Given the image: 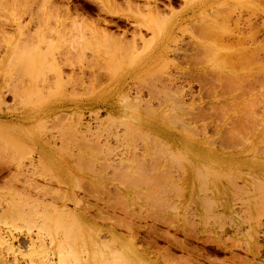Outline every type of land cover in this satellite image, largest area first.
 I'll return each instance as SVG.
<instances>
[{"label":"rangeland","instance_id":"1","mask_svg":"<svg viewBox=\"0 0 264 264\" xmlns=\"http://www.w3.org/2000/svg\"><path fill=\"white\" fill-rule=\"evenodd\" d=\"M148 1L153 20L175 19L154 38L176 49L146 66L148 47L122 58L115 44L131 39ZM148 1L6 0L0 8V264H264V0ZM202 30H212L215 46ZM59 61L61 79L42 82ZM200 66L216 70L190 72ZM169 74L176 84L165 95L181 93L177 107L157 104ZM121 83L140 106L123 104ZM6 114L23 116L21 129ZM41 149L46 168H28ZM202 150L219 151L223 170L196 175L187 166L191 181L182 182L186 158Z\"/></svg>","mask_w":264,"mask_h":264},{"label":"bare ground","instance_id":"2","mask_svg":"<svg viewBox=\"0 0 264 264\" xmlns=\"http://www.w3.org/2000/svg\"><path fill=\"white\" fill-rule=\"evenodd\" d=\"M146 1V0H145ZM148 1V0H147ZM184 1V0H183ZM188 2H189V0H187ZM191 2H192V0H190ZM221 1H223V0H221ZM5 2V4H7V2H6V0L4 1H2V0H0V8L2 9L3 7H4V5H3V3ZM107 2H108V0H107ZM135 2V1H134ZM153 2V1H152ZM186 2V1H185ZM191 2H189V3H191ZM209 2V1H208ZM211 2H213V1H211ZM225 2H226V0H225ZM12 3H14V2H12ZM110 3V2H109ZM118 3V2H117ZM116 3V4H117ZM151 4V2H146V4L145 5H143V6H145L144 8H142V11L139 13V14H141L142 16L141 17H139V18H137L136 20H135V23L137 22V25H135L136 26V29H133L134 31L132 32L131 31V39L128 41L127 39V41H125V39H124V41L122 40V39H120L119 38V40H118V37L116 38V40H118L117 41V43L115 44L116 46H117V44H118V47H116V48H119V50H121L122 49V51H121V53H120V56L122 57V58H124V57H133L134 56V58L135 57H137V55L139 54V52H138V50L141 48V50L142 49H146L147 47H148V52L146 53V55L144 56L145 58H143L142 60H143V64L142 65H148V64H151V63H153V61H155L157 58H158V60H159V57H160V59H161V57H163V59H164V57L166 56L165 54L166 53H168L169 51L170 52H172L173 53V50H172V48L171 47H174L175 48V43H173V39H172V44H174V45H169V44H166L165 43V41H157L156 39H157V37L155 36V32L157 33L156 35H158V33L160 32V30H161V32H162V30H163V28H161V26L163 25V23L162 22H164V24L166 25L165 27H170V26H172L173 25V27H175L176 25H175V19L174 18H169V19H167V18H164L165 17V15H164V17L161 19L162 21H158V20H153V17L154 16H156V15H154L155 14V12L157 11H155L154 10V6H150V4ZM155 3V2H154ZM207 3V2H206ZM210 3V2H209ZM8 4H10V3H8ZM27 4V3H26ZM124 4V3H123ZM142 4V3H141ZM208 4V3H207ZM219 4V3H218ZM223 4V3H222ZM229 4V3H228ZM234 4H236V3H234ZM12 6H9V8L11 7L12 9L17 5V4H11ZM13 5H15V6H13ZM112 5V4H111ZM155 5V4H154ZM212 5V4H211ZM215 5V7H216V4H214ZM244 5V4H243ZM21 6V5H20ZM19 6V7H20ZM29 6V5H28ZM28 6H26V5H24L23 7H24V9L23 8H21V10H25V8L26 7H28ZM39 6V5H38ZM114 6V5H113ZM225 6V5H224ZM228 6V5H227ZM246 6V5H245ZM17 7H18V5H17ZM43 7V4H42V6H41V8ZM116 7V6H115ZM124 7V6H123ZM131 7V6H130ZM214 7V6H213ZM15 9V8H14ZM28 9H31V8H28ZM35 9V8H34ZM39 9V8H38ZM118 9V8H117ZM116 9V10H117ZM120 9V8H119ZM131 9V8H130ZM134 9V8H133ZM156 9V8H155ZM43 10V9H42ZM134 10H137V9H134ZM141 10V9H140ZM258 10V9H257ZM30 11V10H29ZM32 12V11H31ZM132 12H133V10H132ZM137 12V11H136ZM170 12V11H169ZM34 13V12H33ZM107 13V12H106ZM157 13V12H156ZM15 14H17L16 12H15ZM36 14V13H35ZM137 14V13H136ZM170 14V13H169ZM176 14V13H175ZM34 15V14H33ZM171 15H173L172 13H171ZM16 16V15H15ZM173 17V16H172ZM213 17V16H212ZM217 17V16H216ZM155 18V17H154ZM183 18V17H182ZM181 18V19H182ZM185 18V17H184ZM189 18V17H188ZM180 19V18H179ZM207 19V18H206ZM212 19V18H211ZM202 20H204V18L202 17ZM207 20H209V21H207ZM206 20V22H208V23H206V24H204V26H210V24L212 25V27H214L213 26V24H212V21H210V19L208 18ZM213 20V19H212ZM215 20V19H214ZM107 21V20H106ZM110 22V21H109ZM108 22V23H109ZM158 22V23H157ZM215 22V21H214ZM216 22H217V20H216ZM216 22H215V24H216ZM162 23V25H159V24H161ZM81 24V23H80ZM177 24V23H176ZM82 25V24H81ZM97 25V24H96ZM134 25V24H133ZM142 27H144L146 30H149L151 33H152V37L150 36V38H144L145 36L144 35H142V32L140 33V30H141V28ZM215 27H217V24L215 25ZM220 27H222V29H223V26H220ZM20 28V27H19ZM91 28V27H90ZM135 28V27H134ZM167 28V29H168ZM86 29V28H85ZM96 29V28H95ZM212 30H214V28H211ZM250 29V28H249ZM253 29H254V26H253ZM255 29H256V27H255ZM254 29V30H255ZM106 30V29H105ZM212 30H210L211 32L209 33V32H204L205 30H202V32L205 34V36H206V38H207V36H209V35H211L212 34ZM220 30V29H219ZM253 30V31H254ZM76 31H78V30H76ZM81 31V30H80ZM89 31V30H88ZM107 31V30H106ZM214 31H216V30H214ZM248 31V30H247ZM252 30H250V32H251ZM256 31V30H255ZM254 31V32H255ZM258 31H259V29H258ZM82 32V31H81ZM100 33H103V32H101V31H99ZM79 33V32H78ZM83 33V32H82ZM99 33V34H100ZM109 33V32H108ZM80 34V33H79ZM94 34V33H93ZM92 34V35H93ZM107 34V33H106ZM104 35V36H107V35ZM111 34V33H110ZM248 34V33H247ZM252 34V33H251ZM66 35V34H65ZM89 35V34H88ZM102 35V34H101ZM109 35V34H108ZM150 35V34H149ZM160 35H161V33L159 34V39H161L160 38ZM240 37L238 36H236L235 38H233L232 39V41H234V42H236V44L238 45V44H240L241 45V42L243 41V38H244V35L242 34V33H240ZM243 35V36H242ZM28 36V35H27ZM77 36V35H76ZM82 36V35H81ZM84 36V35H83ZM82 36V37H83ZM98 36H100V35H97V37ZM104 36H101V37H99V38H101L102 40L104 39L105 41H107V40H109L108 38H109V36H107V37H104ZM113 36V35H112ZM111 36V37H112ZM125 36V35H124ZM168 36V35H167ZM62 37V36H61ZM66 37V36H65ZM93 37V36H92ZM94 37H96V35L94 36ZM96 37V38H97ZM156 39H155V38ZM170 37V36H169ZM198 37H199V35H198ZM210 37V36H209ZM208 37V38H209ZM30 38V37H29ZM74 38V37H73ZM78 39H79V37H77ZM91 38V37H90ZM98 38V39H99ZM122 38V37H121ZM125 38V37H124ZM208 38H207V41H209V42H207L206 41V43H209V44H211V43H213L212 45H214V43L216 42V40L213 38V40H215V42L210 38L209 40H208ZM248 38V37H247ZM72 39V38H71ZM81 39V38H80ZM83 39V38H82ZM86 39V38H85ZM111 39V38H110ZM114 39H115V37H114ZM114 39H112V40H114ZM200 39H203V38H201L200 37ZM205 39V38H204ZM66 40V39H65ZM84 40V39H83ZM92 40V39H91ZM93 40H95L94 38H93ZM101 40V41H102ZM116 40L115 41H113V42H116ZM195 40V39H194ZM212 40V41H211ZM63 41V40H62ZM77 41V40H76ZM79 41H82V40H79ZM87 41V40H86ZM85 41V42H86ZM89 41V40H88ZM87 41V42H88ZM97 41H99V40H97ZM105 41H103V42H105ZM205 41V40H204ZM218 41V40H217ZM238 41L240 42V43H238ZM113 42H111V43H113ZM196 42V41H195ZM228 42H230V41H228ZM227 42V43H228ZM73 43V42H72ZM79 43H81V42H79ZM92 43V42H91ZM93 43H94V41H93ZM100 43V42H99ZM110 43V44H111ZM197 43H198V41H197ZM201 43V42H200ZM217 43H220V42H217ZM216 43V44H217ZM82 44V43H81ZM81 44L79 45V46H81ZM84 44V43H83ZM95 44V43H94ZM109 44V45H110ZM208 44V45H209ZM225 42H224V46H225ZM33 45V44H32ZM36 45V44H35ZM78 45V44H77ZM105 45H106V42H105ZM113 45V44H112ZM239 45V46H240ZM17 46V45H16ZM28 46V45H27ZM83 46H85V45H83ZM108 46V45H107ZM155 46V48H153ZM170 46V47H169ZM201 46V45H200ZM215 46V45H214ZM219 46V45H218ZM222 46V45H221ZM223 46V47H224ZM68 47V46H67ZM106 47V46H105ZM206 47V46H205ZM209 47V46H208ZM83 48V47H82ZM85 48H86V46H85ZM88 48V47H87ZM114 48V47H113ZM216 48V47H215ZM219 48V47H218ZM154 49V50H153ZM176 49V48H175ZM17 50V49H16ZM19 50V49H18ZM90 50V49H89ZM143 50V51H144ZM215 51L217 50L218 51V49H214ZM219 50H220V48H219ZM222 50V49H221ZM224 50H226V49H224ZM246 50H248V49H246ZM22 50H20L19 52H21ZM98 51H99V49H98ZM118 50L116 49V52H117ZM102 52V51H101ZM169 52V53H170ZM214 52V51H213ZM246 52V51H245ZM105 53V52H104ZM222 53H224L223 51H222ZM241 53V52H240ZM5 54V53H4ZM15 54H17V53H15ZM14 54V55H15ZM48 54V53H47ZM92 54V53H91ZM219 54H221V52L219 53ZM106 55V54H105ZM169 55V54H168ZM167 55V56H168ZM237 55V54H236ZM94 56V55H93ZM119 56V59H121V57ZM166 56V57H167ZM210 56V55H209ZM243 56V55H242ZM3 57H4V55H3ZM64 57V56H63ZM116 57V56H115ZM214 57V56H213ZM212 57V58H213ZM218 57H219V55H218ZM217 57V58H218ZM253 57H254V55H253ZM11 58H13V57H11ZM32 58V57H31ZM69 57H64L63 58V60H62V64H70L69 62V60H70V58L68 59ZM212 58H211V60H212ZM256 58L257 59H259L257 56H256ZM95 59H97V57L95 58ZM130 59V58H129ZM245 59V58H244ZM61 60V59H60ZM131 60V59H130ZM214 60V59H213ZM246 60V59H245ZM12 61V60H11ZM10 61V62H11ZM22 61V60H21ZM217 61V60H216ZM48 62V61H47ZM211 62V61H210ZM218 62V61H217ZM78 63V62H77ZM242 63V62H241ZM56 64V63H55ZM58 64V63H57ZM61 63H60V61H59V64H58V66L56 65L55 66V71H54V74L53 75H50V76H44L45 78L43 79V75L41 76L42 77V79H41V81L42 82H46L47 80H48V82L51 80V79H53V78H55L56 80H58V79H61V66H59ZM75 65V64H74ZM226 65V64H225ZM8 66V65H7ZM206 66V65H205ZM242 66V65H241ZM247 66V65H246ZM245 66V67H246ZM251 66V65H250ZM249 66V67H250ZM90 67V66H89ZM85 66H83V65H81V66H78V72H76L75 74H74V71H72V73L75 75V77H74V75L73 74H71V76H73L74 78H76L77 80H79V82L81 83V81L80 80H82V76L84 75V72H85ZM94 68V67H93ZM112 68H113V66H112ZM142 68V67H141ZM148 68H149V66H148ZM207 68V67H206ZM216 68V67H215ZM242 68H244V67H242ZM44 69V68H43ZM46 69V68H45ZM74 69V68H73ZM72 69V70H73ZM113 69H115V68H113ZM145 69V68H144ZM146 69H147V67H146ZM213 69V68H212ZM212 69L209 71V68H207V69H204V67H197V68H195L194 69V67H193V69L190 71L189 69V71L191 72V73H196L197 72V74H198V72L200 73V74H206V72L207 71H209V72H213L212 71ZM19 70V69H18ZM18 70H16V71H18ZM207 70V71H206ZM214 71L216 70V69H213ZM142 71V70H141ZM153 71V70H152ZM176 71V70H175ZM194 71V72H193ZM206 71V72H205ZM136 72V71H135ZM188 72V71H187ZM189 72V73H190ZM18 73V72H17ZM109 73V72H108ZM154 73V72H153ZM171 73V72H170ZM210 73V76L211 75H216V72H214L215 74H211ZM218 73V72H217ZM115 74V73H114ZM49 75V74H48ZM170 75H172V77L170 76ZM226 75H228V74H226ZM78 76V77H77ZM174 76V74H169V78H165L164 80L162 79V80H160L161 81V83L159 82V84H158V86H159V88H160V90H161V92H163L162 94V96H163V98H161V100L160 101H158V105L159 106H161V104H167V103H174L173 105L175 106V107H177L178 105L177 104H179V103H182L183 102V95H181V93H180V95H178V96H176V95H174V96H168L167 97V95H165L167 92H169L170 93V91H173V86H174V84H176V82H175V77H173ZM232 76H233V74H232ZM12 77V76H11ZM13 78V77H12ZM65 78V77H64ZM230 78H231V76H230ZM36 79H38V77H36ZM71 79H72V77H71ZM75 79V80H76ZM96 79V78H95ZM16 80V79H15ZM73 80V79H72ZM71 80V81H72ZM101 80V79H100ZM176 80H177V78H176ZM12 81V80H11ZM24 81V80H23ZM34 81H35V79H34ZM67 81V80H66ZM68 81H70V79L68 80ZM102 81V80H101ZM229 81V80H228ZM236 81V80H235ZM17 82V81H16ZM74 82V81H73ZM76 82V81H75ZM11 83H14V82H11ZM19 83V82H18ZM30 83V82H29ZM32 83V82H31ZM31 83L29 84V85H31ZM77 83V82H76ZM102 83V82H101ZM220 83V82H219ZM15 84V83H14ZM25 84V83H24ZM23 84V85H24ZM28 84V83H27ZM48 84H50V83H48ZM122 84V83H121ZM36 85H38V84H36ZM74 85V84H73ZM12 86V85H11ZM76 86H77V84H76ZM118 86V85H117ZM120 86V85H119ZM153 86V85H152ZM212 86V85H211ZM38 87V86H37ZM154 87V86H153ZM218 87V86H217ZM10 88H13V87H10ZM16 88H18V87H16ZM77 88V87H76ZM50 89V88H49ZM70 89V88H69ZM155 89V88H154ZM13 90V89H12ZM22 90V89H21ZM152 90V89H151ZM157 89H155V91H156ZM10 91V90H9ZM45 91H46V89H45ZM0 92H1V90H0ZM12 92V91H11ZM16 92V91H15ZM121 92H123V94H121L122 95V98H124L123 99V104H125L126 106H132V107H134V106H140L141 105V103H139L137 100H135L133 97H131V98H128L129 97V94L125 91V85L124 84H122L121 85ZM14 93V92H13ZM45 93V92H44ZM157 93H159V90H157ZM168 93V94H169ZM156 94V93H155ZM14 95H15V93H14ZM44 95V94H43ZM121 95H118V96H120L121 97ZM158 95V94H157ZM29 96V95H28ZM1 97V96H0ZM49 97V96H48ZM119 98V97H118ZM121 98V99H122ZM159 99V98H158ZM2 100V99H1ZM150 100V99H149ZM157 101V100H156ZM1 102H3V101H1ZM148 102V101H147ZM147 102H145V104L147 103ZM186 102V101H185ZM4 103V102H3ZM211 103V102H210ZM18 104V103H17ZM120 104H122V103H120ZM62 105V104H61ZM177 105V106H176ZM163 106V105H162ZM166 106V105H165ZM169 106H171V104L169 105ZM8 107V106H7ZM64 107V106H63ZM164 107V106H163ZM173 107V106H172ZM174 107V108H175ZM180 108V107H179ZM178 108V109H179ZM213 108V107H212ZM0 109H2V108H0ZM202 109V108H201ZM150 110V109H149ZM168 110V109H167ZM171 110V109H170ZM199 111H200V109H199ZM221 111V110H220ZM250 111V110H249ZM225 112V111H224ZM52 113H54V112H52ZM51 113V114H52ZM57 113V112H56ZM198 113V112H197ZM226 113V112H225ZM248 113V112H247ZM95 114V113H94ZM200 114V113H199ZM7 115V114H6ZM176 115V114H175ZM224 115V114H223ZM247 115V114H246ZM248 115H250V114H248ZM8 116V117H7ZM7 116H5L4 117V115L2 116L1 115V117H2V119L3 120H5V121H11V122H14V126L15 125H17L19 128H20V126H21V124H23V120H22V118H23V116H17V115H11V114H9V115H7ZM174 116V115H173ZM179 116V115H178ZM172 117V116H171ZM179 118V117H178ZM63 119V118H62ZM115 119V118H114ZM207 119V118H206ZM110 120V119H109ZM108 121V120H107ZM187 121V120H186ZM243 121H246L245 119H243ZM44 122H45V120H44ZM72 122V121H71ZM189 122V121H188ZM47 123V122H46ZM45 123V124H46ZM61 123V122H60ZM77 123V122H76ZM124 123V122H123ZM228 123V122H227ZM245 123V122H244ZM7 124V123H6ZM4 125V126H6V127H8V125H10V124H8V125ZM30 124V123H29ZM108 124V123H107ZM125 124V123H124ZM188 124V123H187ZM242 124V123H241ZM12 125V124H11ZM40 125H41V123H40ZM76 124L74 123V125L72 126V128L75 126ZM77 125H78V123H77ZM104 125H106V124H104ZM239 125V124H238ZM13 126V127H14ZM17 126H15V127H17ZM37 126H39L38 124H37ZM46 126V125H45ZM89 126V125H88ZM12 127V128H13ZM17 127V128H18ZM25 127V126H24ZM51 127V126H50ZM68 127H71L70 125L68 126ZM76 127H78V129H79V126H75L73 129H75L76 130ZM81 127V126H80ZM107 127V126H106ZM109 127V126H108ZM127 127V126H126ZM196 127V126H195ZM206 127V126H205ZM244 127V126H243ZM10 128H11V126H10ZM85 128V127H84ZM87 128V127H86ZM197 128V127H196ZM207 128V127H206ZM21 129V128H20ZM60 129H62V128H60ZM72 129V130H73ZM70 130V129H69ZM68 129H67V131H69ZM86 130V129H85ZM94 130V129H93ZM96 130V129H95ZM184 130H186V129H184ZM190 130V129H189ZM230 130V129H229ZM246 130V129H245ZM66 131V132H67ZM71 131V130H70ZM78 131V130H77ZM76 131V132H77ZM84 131V130H83ZM82 130H81V133L83 132ZM191 131H193V130H191ZM206 131V130H205ZM73 132H74V130H73ZM72 132V133H73ZM196 132V131H195ZM194 132V133H195ZM239 132V131H238ZM75 133V132H74ZM78 133V132H77ZM93 134V133H92ZM96 134V133H95ZM66 135V134H65ZM68 135V134H67ZM78 135V134H77ZM196 135V134H195ZM198 135V134H197ZM235 135V134H234ZM2 136V135H1ZM50 136V135H49ZM74 136V135H73ZM81 136H82V134H81ZM78 137V136H77ZM83 137V136H82ZM85 137V136H84ZM89 136H87V138H88ZM90 137H91V134H90ZM62 138V137H61ZM60 138V139H61ZM69 138H70V135H69ZM72 138V137H71ZM119 138V137H118ZM77 139V138H76ZM82 140H83V138H81ZM92 140H93V138H91ZM88 140V139H87ZM87 140H84V141H87ZM212 140H214V139H212ZM1 141V140H0ZM65 141V140H64ZM72 141V140H71ZM81 141V140H80ZM81 142V144H82V146H83V143H85V142ZM215 141H216V139H215ZM3 142V141H2ZM62 142V141H61ZM66 142V141H65ZM92 142V141H91ZM163 142V141H162ZM68 143V142H67ZM74 143H76V142H74ZM78 143V142H77ZM87 143V142H86ZM85 143V144H86ZM223 143V142H222ZM3 144V143H2ZM65 144V143H64ZM64 144H62V145H64ZM79 144V143H78ZM224 144V143H223ZM88 145V144H87ZM216 145V144H215ZM218 145V144H217ZM226 145V144H225ZM13 146V145H12ZM16 146V145H15ZM89 146V145H88ZM224 146V145H223ZM18 147V146H17ZM66 147V146H65ZM84 147V146H83ZM92 147V146H91ZM262 147V146H261ZM1 148V147H0ZM198 148H200V147H198ZM203 148V147H202ZM201 148V149H202ZM223 148V147H222ZM11 149V148H10ZM23 149V148H22ZM200 149V150H201ZM206 149V148H205ZM228 149V148H227ZM4 150V149H3ZM26 150V149H25ZM90 150V149H89ZM139 150V149H138ZM6 151H7V149H6ZM9 151V150H8ZM29 150H27L26 151V153L28 152ZM134 151V150H133ZM24 152V151H23ZM30 152V151H29ZM28 152V153H29ZM1 153V152H0ZM21 153V152H20ZM25 153V154H26ZM206 152L204 151V150H202L196 157H194V158H192V159H190V158H186V165H185V168H184V174L182 173V177H181V180H182V182H186V179H188L189 177L188 176H190L189 174V171H188V169L190 168V169H192L193 171H191V172H194V173H196V175L198 174H204V172L206 173L207 171L209 172H212L213 171V173H215L217 170H219V168H223L224 166H223V164H221V163H215L214 162V157H218L219 155H220V153H219V151H214V153L213 154H209V155H211V156H209L208 154V156L205 154ZM25 154H23V155H25ZM37 154H38V156H37V158H35L36 159V162H35V160L33 159V156H27V158L29 157V162H28V164H29V167L28 168H30V169H32V168H35L36 166H38V167H40V168H46L45 167V165H47V163H46V160L48 159V157H47V152L45 151V150H43V149H41V151H38L37 152ZM29 155V154H28ZM82 155V154H81ZM86 155H88V154H86ZM92 155V154H91ZM142 155V157H143V159L145 158V155H144V153H140V154H136V155H134V157L135 156H141ZM4 156V155H3ZM7 157V156H6ZM9 157V156H8ZM12 157V156H11ZM90 157V156H89ZM132 158V159H129L128 160V158H127V160H128V163H130L132 160H135V158ZM175 157V156H174ZM1 158V157H0ZM24 160H25V158H26V156L25 157H22ZM185 158V157H184ZM20 160V162H18L17 164V167L19 168V167H21L20 168V170L22 169V167L26 164H24L23 162H24V160ZM126 160V161H127ZM48 161H49V159H48ZM47 161V162H48ZM138 161V160H137ZM1 163V162H0ZM3 163V162H2ZM212 163V164H211ZM27 165V164H26ZM6 166H7V164H6ZM5 166V167H6ZM77 166V165H76ZM187 166L189 167V168H187ZM47 167H49V165L47 166ZM183 168V167H182ZM24 169V168H23ZM27 169V168H26ZM25 169V170H26ZM36 169V168H35ZM48 169V168H47ZM189 169V170H190ZM17 170H19V169H17ZM28 170V169H27ZM33 170V169H32ZM223 170V169H222ZM92 171V170H91ZM31 172V171H30ZM48 172H49V170H48ZM219 172V171H218ZM222 172H224V171H221V173L220 174H222ZM93 173V172H92ZM20 174V173H19ZM200 174V175H201ZM147 175V174H146ZM17 176V175H16ZM150 176V175H149ZM148 176V177H149ZM144 177H145V175H144ZM147 177V178H148ZM154 177V176H153ZM152 177V178H153ZM191 177V176H190ZM205 177V176H204ZM156 178V177H155ZM169 178V177H168ZM144 179V178H143ZM146 179V178H145ZM154 179V178H153ZM189 180V179H188ZM127 181H129V180H127ZM189 181H191V180H189ZM188 181V182H189ZM50 182V181H49ZM89 182V181H88ZM90 183V182H89ZM142 183V182H141ZM140 183V184H141ZM146 183V182H145ZM230 183V182H229ZM263 183V182H262ZM144 184V183H143ZM186 184V183H185ZM188 184V183H187ZM186 184V185H187ZM244 184H246V183H244ZM246 186V185H245ZM144 187H145V185H144ZM159 187V186H158ZM200 187V186H199ZM241 187H243V185L241 186ZM46 188V187H45ZM45 188H43V189H45ZM245 188V187H244ZM244 188H242V189H244ZM41 189V188H40ZM53 189V188H52ZM48 191V190H47ZM46 191V192H47ZM51 191V190H50ZM53 191V190H52ZM51 191V192H52ZM205 191V190H204ZM142 192V191H141ZM29 193H31V192H29ZM104 193V192H103ZM20 193H18V195H19ZM25 194V193H24ZM32 194V193H31ZM35 194V193H34ZM47 194V193H46ZM33 195V194H32ZM49 195V194H48ZM142 195H143V193H142ZM164 195V194H163ZM17 196V195H16ZM20 196V195H19ZM30 196V195H29ZM255 196H257L258 197V195H255ZM76 197V196H75ZM143 197V196H142ZM158 197V196H157ZM261 197V196H260ZM252 198V197H251ZM253 198H254V196H253ZM262 198V197H261ZM264 198V197H263ZM20 199V198H19ZM26 198H24V200H25ZM32 199V198H31ZM156 199V198H155ZM201 199H203V200H209V198H207V194L205 195H201ZM28 200V199H27ZM33 200V199H32ZM163 200V199H162ZM26 201V200H25ZM36 201V200H35ZM34 201V202H35ZM39 201V200H38ZM23 202V201H22ZM161 202V201H160ZM169 202V201H168ZM126 203V202H125ZM30 204V203H29ZM122 204V203H121ZM164 204V203H163ZM263 204V203H262ZM253 205V204H252ZM122 206V205H121ZM155 206V205H154ZM161 206V205H160ZM254 206V205H253ZM17 207V206H16ZM15 207V208H16ZM38 207V206H37ZM163 207V206H162ZM18 209H19V205H18V207H17ZM44 208H45V206H44ZM18 209H16V210H18ZM163 210V209H162ZM34 211V210H33ZM40 211V210H39ZM43 211V210H42ZM4 212V211H3ZM41 212V211H40ZM47 212V211H46ZM34 213V212H33ZM45 213V212H44ZM63 214V213H62ZM44 215V214H43ZM49 215V214H48ZM222 215V214H221ZM21 216V215H20ZM61 216V215H60ZM43 218V217H42ZM131 219V218H130ZM168 219V218H167ZM49 220V219H48ZM184 220V219H183ZM184 222H185V220H184ZM187 222V221H186ZM256 222V221H255ZM254 224H256V223H254ZM257 225V224H256ZM252 227V226H251ZM254 229V228H253ZM252 229V230H253ZM255 230V229H254ZM256 232V231H255ZM250 237V236H249ZM30 247H32V246H30ZM123 249V248H122ZM121 249V250H122ZM119 250V249H118ZM117 250V251H118ZM123 251H124V249H123ZM119 252V251H118ZM117 252V253H118ZM121 252V251H120ZM120 252L118 253V255L120 254ZM122 253V252H121ZM124 255V254H123ZM123 255H119V257L121 258H124L123 257ZM123 264H125V263H123Z\"/></svg>","mask_w":264,"mask_h":264}]
</instances>
